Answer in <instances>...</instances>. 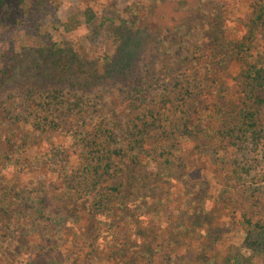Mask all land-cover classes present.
<instances>
[{
  "label": "rangeland",
  "instance_id": "obj_1",
  "mask_svg": "<svg viewBox=\"0 0 264 264\" xmlns=\"http://www.w3.org/2000/svg\"><path fill=\"white\" fill-rule=\"evenodd\" d=\"M257 2L1 5L0 264H146L149 249L158 264H264L248 223H264V88L243 63L264 64ZM129 34L136 56L115 73ZM56 41L78 51L74 80L31 52Z\"/></svg>",
  "mask_w": 264,
  "mask_h": 264
},
{
  "label": "trees",
  "instance_id": "obj_2",
  "mask_svg": "<svg viewBox=\"0 0 264 264\" xmlns=\"http://www.w3.org/2000/svg\"><path fill=\"white\" fill-rule=\"evenodd\" d=\"M14 0H0V7L2 4L12 5ZM20 1V0H18ZM254 12H253V23L264 24V0H258L257 3L253 6ZM88 18L89 20H93L96 18V12L92 9L88 10ZM141 42L139 37H135L132 35H127V37L120 40V49H121V55L118 60L112 61L111 64L109 63V66L111 65L113 72H121L124 71L126 68L131 66L137 50L136 47ZM245 48V47H243ZM31 52H34L44 60L46 67L50 70V76L56 74H60V80L64 79H71L74 80V67L78 66V61L80 60L78 55V51H76L73 48H70L68 46L62 45L60 42L56 41L50 46H45V44L41 43L38 47L31 50ZM250 54L244 57L245 61L244 63V77L245 80L251 85L252 89H258V88H264V64L261 63L259 60H249ZM111 61V60H110ZM114 66V68H113ZM81 69L79 68V71ZM7 76L12 78L16 75L11 74L8 72V70L3 71L2 76ZM7 80V79H6ZM5 80V81H6ZM257 102L259 104L264 103V99L261 97L256 98ZM257 114L258 111L252 107L248 106L243 111V117H244V124L247 128V130L251 131L254 137L258 136V122H257ZM114 154L121 155L123 152L122 147H117L112 151ZM119 188L115 187L113 188V191H118ZM119 209H110V212L114 214ZM248 223L251 226H255V228L250 232V239L249 246L250 248H253L254 250H264V223H252L251 220H248ZM252 237L254 239H252ZM155 239V238H153ZM153 241V240H151ZM133 248L135 246L131 245ZM150 250V251H149ZM145 255L148 257L146 259V264H158L154 259V253L151 249H149ZM156 257V256H155ZM227 261L230 263V258L227 259ZM237 263L240 262L239 259L236 258ZM86 262L89 263L88 258L83 259V264H86ZM73 264H80L78 261H74ZM117 264V263H116Z\"/></svg>",
  "mask_w": 264,
  "mask_h": 264
}]
</instances>
